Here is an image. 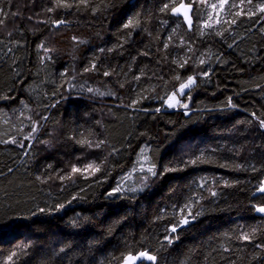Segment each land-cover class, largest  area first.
Masks as SVG:
<instances>
[{
	"label": "trees",
	"instance_id": "trees-1",
	"mask_svg": "<svg viewBox=\"0 0 264 264\" xmlns=\"http://www.w3.org/2000/svg\"><path fill=\"white\" fill-rule=\"evenodd\" d=\"M212 4L0 0V264H264V0Z\"/></svg>",
	"mask_w": 264,
	"mask_h": 264
},
{
	"label": "snow or ice",
	"instance_id": "snow-or-ice-1",
	"mask_svg": "<svg viewBox=\"0 0 264 264\" xmlns=\"http://www.w3.org/2000/svg\"><path fill=\"white\" fill-rule=\"evenodd\" d=\"M242 2H243V0H242ZM247 2H248L249 4H251V3H252V0H247ZM226 4H228V0H219V8H220V10H223V9H224V6H225ZM62 6H64V7H68V6H70V5L63 4ZM167 7H168V6L165 5V8H167ZM231 7H237V5H231ZM185 8H186V6L182 3L179 7H174V8L172 9V11H173L174 13H179V12L181 11V9H185ZM187 8H191V4L187 5ZM211 8H212L213 10H216V9H217V4H212V5H211ZM52 10H53V9H49V11H52ZM258 10H259V12L264 13V4H261V5L258 7ZM245 14H246V15H255V13H252V12H248V13H245ZM184 15H185V18H186V19H189L188 15H187V11H185ZM235 15H236V16H239V15H241V12H237V13H235ZM217 16H219V13H217ZM211 19H212V17L209 16V20H211ZM62 22H63V21H60V22H57V23H62ZM219 22H220L219 19H217V23H219ZM131 23H132V22L130 21L129 24H131ZM232 23H235V21L233 20ZM126 26H127V25H126ZM189 26L191 27V21H190V19H189ZM204 26H205V27H210L211 25L206 21L205 24H204ZM217 34H218V35H221V33H217ZM186 62H187V61H185V63H186ZM200 63L203 64L204 61H201ZM181 66H183V65H181ZM106 75H107V73H106ZM203 75H204V76H207V75H208V72H204ZM195 83H196V77H195V76H189L188 79H187V81L184 82V83H182V84L180 85V87H179V89H178V93H179V95H180V96L185 95V94H186V93H185V90L191 88L192 86H194ZM89 91H91V89H89ZM189 98H190V97H189ZM165 103H166L167 107H169V108H174V107H176L177 105H180V107H183V108H187V107H188V104H187V103H182V102L180 101V99L178 98V94H177V92H173L172 94H170V95L168 96L167 100L165 101ZM157 111H159V109H157ZM253 115H255V114H253ZM260 124H261V126H264V119L260 120ZM33 131H36V129L33 128ZM97 146H99V145H97ZM193 163H194V161H193ZM89 169H91L93 172H98V171H100L99 166H95V167H94L93 164H88L84 169L77 168V167H73V168H72V172H73V173H83V172H85V171H88ZM149 171L151 172L152 169L150 168ZM154 174H155V173L153 172V175H154ZM114 191H119V189H115ZM258 191L261 192V193H264V184H262V186L258 189ZM212 194L215 195L214 192H213ZM110 195H111V193H110ZM60 207H63V205H60ZM185 207H187V206H185ZM41 211H44V210L41 209ZM181 211H183V210H181ZM256 211H257V212H260V213H264V206L257 207V208H256ZM188 215H191V212H190V211H189ZM188 222H189V221H188V218H187V217H185V218L181 221V223H183V224H187ZM171 231L175 232V231H176V227L173 226L172 229H171ZM242 239L247 240V239H249V237H248L247 235H244V236L242 237ZM143 257H146V258H147L148 260H150V261H155V260H156V257H155V256L150 255V254L147 253V252H141V253H139V254H137V255H131V254H129L128 256H126V257L124 258V264H135V262H136L137 260H139L140 258H143ZM9 259L11 260V257H9Z\"/></svg>",
	"mask_w": 264,
	"mask_h": 264
},
{
	"label": "rangeland",
	"instance_id": "rangeland-1",
	"mask_svg": "<svg viewBox=\"0 0 264 264\" xmlns=\"http://www.w3.org/2000/svg\"><path fill=\"white\" fill-rule=\"evenodd\" d=\"M220 12V8H219V5L217 6V9H216V13H219ZM195 86V85H194ZM192 86L191 88L189 89H186L185 90V95L183 96H180L179 93H178V89L179 87L174 91V92H177L178 94V98L180 99V101L182 102V98L184 96H186L190 90L194 87ZM167 100V99H166ZM163 110L164 111H179V110H183V112L185 113V115H189V112H190V106H188L187 108H183V107H180V105H177L176 107L174 108H169L167 107L166 103L164 102V107H163ZM148 159H147V155H146V151L145 149H143L139 155V158H138V161H137V166L136 168L134 169L132 175H128L121 183H120V186H119V189L122 190L123 192L125 191H129V192H138L141 190V188L139 187V185H137L134 181V174L135 173H138V174H141L143 172H149V173H152L153 172V167H150L149 164H148ZM152 169V171L150 172L149 169Z\"/></svg>",
	"mask_w": 264,
	"mask_h": 264
},
{
	"label": "water",
	"instance_id": "water-1",
	"mask_svg": "<svg viewBox=\"0 0 264 264\" xmlns=\"http://www.w3.org/2000/svg\"><path fill=\"white\" fill-rule=\"evenodd\" d=\"M185 6H186V8L185 9H181V11L179 12V13H177V15L181 18V20H182V22H183V24L186 26V28L189 30V31H191L192 30V27H193V7L191 6V8H187V5L188 4H184ZM180 6V5H179ZM178 6V7H179ZM185 11H187V15H188V17H189V19H190V21H191V27L189 26V19H186L185 18V15H184V13H185ZM262 184H264V181H263V183ZM261 195H264V193H261V192H259L258 190L253 194V197H258V196H261ZM260 207V206H259ZM255 212H256V215L258 216V217H261V218H263L264 219V213H260V212H257L256 211V209H255ZM189 221V220H188ZM189 223V222H188ZM187 223V224H188ZM187 224H183V223H181L180 224V226L179 227H177L176 228V231L174 232V233H176L177 231H179V230H181V229H184L186 226H187ZM148 253V252H147ZM148 259L146 258V257H143V258H140L139 260H137L136 262H135V264H142V263H144L145 261H147ZM122 264H124V262L122 263Z\"/></svg>",
	"mask_w": 264,
	"mask_h": 264
},
{
	"label": "bare ground",
	"instance_id": "bare-ground-1",
	"mask_svg": "<svg viewBox=\"0 0 264 264\" xmlns=\"http://www.w3.org/2000/svg\"><path fill=\"white\" fill-rule=\"evenodd\" d=\"M200 190V189H199ZM201 194V193H200ZM198 197V196H197ZM199 198V197H198Z\"/></svg>",
	"mask_w": 264,
	"mask_h": 264
}]
</instances>
